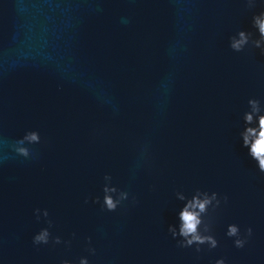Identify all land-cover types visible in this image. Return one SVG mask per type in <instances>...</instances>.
Returning a JSON list of instances; mask_svg holds the SVG:
<instances>
[{"label":"water","instance_id":"1","mask_svg":"<svg viewBox=\"0 0 264 264\" xmlns=\"http://www.w3.org/2000/svg\"><path fill=\"white\" fill-rule=\"evenodd\" d=\"M262 11L0 0V264H264V171L242 135L264 113ZM205 195L196 230L215 244L186 243L180 212Z\"/></svg>","mask_w":264,"mask_h":264},{"label":"clouds","instance_id":"2","mask_svg":"<svg viewBox=\"0 0 264 264\" xmlns=\"http://www.w3.org/2000/svg\"><path fill=\"white\" fill-rule=\"evenodd\" d=\"M254 23L258 26L259 32L262 37H264V11L259 15L253 17ZM240 39L234 40L232 46L234 48H239L240 45L245 40V34L243 31L239 33ZM259 44V41H257ZM255 104V101H252ZM255 111V108L253 109ZM245 120L251 121L252 115L250 113L245 114ZM258 124L257 126H247L243 135V143L248 146L249 153L256 158L258 166L261 171H264V113L260 114L257 117ZM30 139H35V133L28 134ZM106 205L108 208H114L115 202L106 195L105 197ZM209 203V197L204 196L203 199L193 197L192 200L188 201L184 208L180 212L181 225H180V234L186 238V243H191L192 241L203 242L204 240H210L215 244V240L211 236H202L197 230L196 226L200 222L199 211H203L205 206ZM236 232V227L234 225L229 226V234ZM175 235V233H173ZM47 237L46 230H42L39 234L34 236V240L40 241L45 240ZM237 244H240L241 241L237 240ZM63 264H73L70 261H64ZM81 264H85V261L82 259ZM216 264H224L223 260H218Z\"/></svg>","mask_w":264,"mask_h":264}]
</instances>
